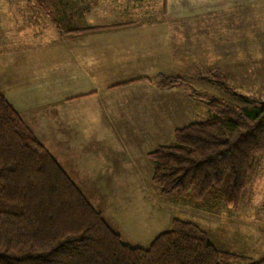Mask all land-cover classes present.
<instances>
[{
  "label": "crops",
  "instance_id": "obj_1",
  "mask_svg": "<svg viewBox=\"0 0 264 264\" xmlns=\"http://www.w3.org/2000/svg\"><path fill=\"white\" fill-rule=\"evenodd\" d=\"M166 1L164 13L148 0H45L44 6L22 2L16 7L3 2L0 89L26 122L38 113L46 116L53 135L59 132L62 138L60 123H73L75 131L68 129L73 147L89 144L92 133L80 132L76 123H115L114 140L106 139L118 149L107 154L111 176L120 183L127 179L128 185L152 184L149 151L164 144L161 139L174 137L176 128L198 121L196 112L207 105L189 86L160 87L157 76L185 75L204 58L199 45L211 49L206 42H218L220 27H228L233 37L236 26L249 23L236 18L234 10H246L249 16L256 3L264 5V0ZM98 25L113 26L71 31ZM243 32L249 35L247 29ZM102 137L98 134L96 140ZM95 148L104 153L99 143ZM56 159L77 184L79 176ZM129 161L137 163L132 181L124 178Z\"/></svg>",
  "mask_w": 264,
  "mask_h": 264
},
{
  "label": "trees",
  "instance_id": "obj_2",
  "mask_svg": "<svg viewBox=\"0 0 264 264\" xmlns=\"http://www.w3.org/2000/svg\"><path fill=\"white\" fill-rule=\"evenodd\" d=\"M45 5L44 0H32ZM74 28L82 32L111 27ZM162 88L189 86L159 74ZM195 92V91H194ZM200 95L199 93H196ZM210 117L174 130L148 153L163 196L238 208L254 157L264 154V104L207 98ZM264 264L221 249L194 221L173 219L147 247L125 242L0 89V264Z\"/></svg>",
  "mask_w": 264,
  "mask_h": 264
},
{
  "label": "rangeland",
  "instance_id": "obj_3",
  "mask_svg": "<svg viewBox=\"0 0 264 264\" xmlns=\"http://www.w3.org/2000/svg\"><path fill=\"white\" fill-rule=\"evenodd\" d=\"M3 2L14 4L12 7L22 2L41 6L32 0H0V5ZM148 2L163 13L167 9L166 0ZM257 4L249 10V16L246 10H234L236 18L245 17L249 23L236 26L233 37L226 32L228 27H220L218 42H206L212 46L211 49L208 46L206 48L203 42L199 45L203 48L204 57L197 59L199 67L188 69L185 75H175L185 79L191 90L195 94L199 93L206 101L207 98L215 96L248 108H258L264 104V5L259 8ZM0 10L3 11L1 8ZM11 11L17 12L16 9ZM221 11L226 16V11ZM228 13L229 11L227 15ZM244 28L249 31L248 36L244 35ZM196 113L198 121L210 117L206 103ZM32 118L33 120L25 121L26 124L68 170L71 169L79 176L76 180L79 188L125 242L147 247L157 234L170 229L173 219L179 218L199 224L209 238L223 250L246 254L255 259L264 257V154L254 157L242 199L238 208L234 209L196 200L191 194L182 198L175 194L163 196L153 184L128 185L127 179L125 183H120L119 178L111 176V161L107 160V154L118 150L115 149L117 146L110 148L106 142V139L114 140L111 135L116 130L115 123H76L75 126L80 128V132H92L87 139L91 146L86 143L80 146L79 142L73 147L75 139L68 138V134L75 131L73 123H60L65 127V132L60 129L64 134L60 138L57 135L59 132L53 135L52 122L46 116L38 113ZM68 129L71 130L69 133ZM98 134L103 136L100 141L96 140ZM173 140L174 137L170 136L161 139V142L169 144ZM96 143H99L104 153H100V149H93ZM79 147L82 152L78 150ZM85 147H88L87 150L93 148L87 153V150L83 152ZM73 151L74 154L70 155ZM75 151L81 154L76 155ZM148 161L153 164L150 158ZM116 164L117 167H123L119 162ZM132 164V161L124 163V166L129 167L124 174V178L131 179L128 181L135 177L132 169L137 163L133 166ZM80 168L84 172L78 171ZM114 179L118 183H114ZM234 263L239 264L238 261Z\"/></svg>",
  "mask_w": 264,
  "mask_h": 264
}]
</instances>
